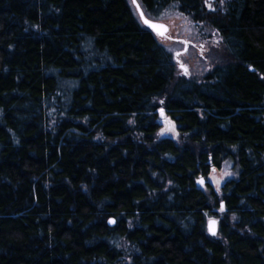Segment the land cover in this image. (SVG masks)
<instances>
[{"label": "trees", "instance_id": "1", "mask_svg": "<svg viewBox=\"0 0 264 264\" xmlns=\"http://www.w3.org/2000/svg\"><path fill=\"white\" fill-rule=\"evenodd\" d=\"M138 2L225 62L180 77L129 0H0V264H264V0Z\"/></svg>", "mask_w": 264, "mask_h": 264}, {"label": "rangeland", "instance_id": "2", "mask_svg": "<svg viewBox=\"0 0 264 264\" xmlns=\"http://www.w3.org/2000/svg\"><path fill=\"white\" fill-rule=\"evenodd\" d=\"M202 1L207 9L215 8L216 5L218 7L223 5L222 3H217V0ZM129 3L135 10L131 0H129ZM209 5H211V8ZM135 14L137 15L136 12ZM153 19L165 23L169 28L167 35L162 38L157 37V40L172 54L177 75L180 77L184 76L196 82H201L213 67L225 62V55L221 52L222 46L218 34L210 28L194 23L188 16L180 14L176 6L170 5L166 7ZM181 65L184 67L182 68ZM185 68L187 69V74L184 72ZM157 123L159 125V131L156 134L158 140L168 138L174 142H179L176 125L167 116H162L160 113ZM236 176V171L231 168L229 163H226L222 169L212 171L203 186L200 185L203 189L208 185L215 195L220 197V190L224 183L236 178ZM220 211L222 210L220 209ZM211 219L216 220L213 216L208 218V220Z\"/></svg>", "mask_w": 264, "mask_h": 264}, {"label": "water", "instance_id": "3", "mask_svg": "<svg viewBox=\"0 0 264 264\" xmlns=\"http://www.w3.org/2000/svg\"><path fill=\"white\" fill-rule=\"evenodd\" d=\"M131 4L133 5V7H134V9H135V12L137 13V15H138V18H139V21H140V23L142 24V26L143 27H145L146 29H148L152 34H154L156 37H158V38H162V37H165L166 35H167V33H168V31H169V28H168V26L165 24V23H163V22H160V21H155V20H151V19H149V18H147L146 16H145V14H144V12H143V10H142V8H141V6L138 4V2H137V0H135V3L133 2V0H131ZM145 20H147V21H149L150 23H154V24H158V25H164L165 27H166V29H167V31L164 33V35H158L157 33H156V31H154L151 27H149L147 24H145ZM204 183H205V181H204ZM222 206V205H221ZM211 220H214V219H211ZM109 221H114L113 219H110ZM209 221L210 220H208L207 222H206V230H207V234L209 235V236H211V237H215L216 235H217V233H218V223H217V221H216V224L214 225V229H215V235H212L211 234V232L209 231ZM114 223H115V221H114ZM114 223H109L108 222V224H109V226H114Z\"/></svg>", "mask_w": 264, "mask_h": 264}, {"label": "snow or ice", "instance_id": "4", "mask_svg": "<svg viewBox=\"0 0 264 264\" xmlns=\"http://www.w3.org/2000/svg\"><path fill=\"white\" fill-rule=\"evenodd\" d=\"M133 2L135 3V0H133ZM209 7L211 8V5H209ZM145 24H147L149 27H151L154 31H156V33L158 35H164V33L167 31L166 27L164 25H158V24H154V23H150L149 21L145 20ZM181 67L183 68L184 66L181 65ZM185 74H187V69H184ZM161 103H163V101H161ZM161 115L163 116V110H161ZM171 123V122H169ZM215 171V169L213 170ZM197 183L201 184L203 186L204 184V180L200 179L197 181ZM221 210H223V206H221ZM109 223H114V221H109ZM216 224L215 220H210L209 221V231L211 232L212 235H215V229H214V225Z\"/></svg>", "mask_w": 264, "mask_h": 264}, {"label": "flooded vegetation", "instance_id": "5", "mask_svg": "<svg viewBox=\"0 0 264 264\" xmlns=\"http://www.w3.org/2000/svg\"><path fill=\"white\" fill-rule=\"evenodd\" d=\"M147 17V16H146ZM147 18H149V17H147ZM150 19V18H149ZM151 20H154V19H151ZM155 21H158V20H155Z\"/></svg>", "mask_w": 264, "mask_h": 264}, {"label": "bare ground", "instance_id": "6", "mask_svg": "<svg viewBox=\"0 0 264 264\" xmlns=\"http://www.w3.org/2000/svg\"><path fill=\"white\" fill-rule=\"evenodd\" d=\"M137 2H138V0H137ZM138 4L140 5V3L138 2Z\"/></svg>", "mask_w": 264, "mask_h": 264}]
</instances>
